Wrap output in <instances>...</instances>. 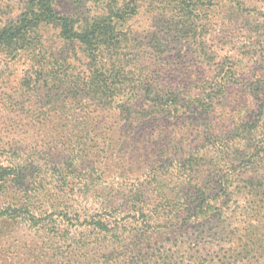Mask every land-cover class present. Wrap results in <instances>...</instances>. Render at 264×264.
Segmentation results:
<instances>
[{"label":"trees","instance_id":"16d2710c","mask_svg":"<svg viewBox=\"0 0 264 264\" xmlns=\"http://www.w3.org/2000/svg\"><path fill=\"white\" fill-rule=\"evenodd\" d=\"M83 1L70 0L75 10ZM88 1L100 13L80 24L58 14L56 0L16 8L13 0L15 17H0V53L30 57L47 97L67 93L78 106L61 112L72 122L66 161L74 169L61 182L77 189L29 192L22 166H0V196L24 194L0 210V227L42 233L46 251L29 264H264V61L247 79L240 60L219 59L208 45V0ZM143 13L154 27H125ZM49 28L63 50L43 45ZM139 38L142 56L131 53ZM103 114L124 125L109 122L101 133ZM85 163L94 170L81 172ZM75 190L96 207L71 205ZM37 197L51 213L36 214ZM191 230L200 236L179 243ZM202 236L212 242L195 245Z\"/></svg>","mask_w":264,"mask_h":264},{"label":"rangeland","instance_id":"374dc122","mask_svg":"<svg viewBox=\"0 0 264 264\" xmlns=\"http://www.w3.org/2000/svg\"><path fill=\"white\" fill-rule=\"evenodd\" d=\"M13 3V0H0L2 19L15 17L16 10L12 12ZM15 4L14 8L18 7L19 0ZM81 4L83 8L75 10L70 0H56L55 11L60 15L73 17L79 24L81 20L92 19L100 13L92 7L93 5L88 0ZM203 5L205 14L213 27L208 38L209 47L219 55V59L234 57L240 60V71L243 77L249 79L254 72L260 75L258 70L256 72L252 68H259L260 62L264 61V58H260V56L264 57V31L259 35L252 34L246 31V27H264V0H208ZM8 6L11 9H8ZM125 27H132L137 33H141L154 27V24L151 17L143 13L128 22ZM57 34L56 30L50 28L44 31L43 45L47 49L63 50ZM138 40V46H131V53L142 56V49L146 44L140 38ZM32 66L31 58L24 54L11 58L0 53V166H22L29 178L26 183L29 192L45 187L51 189V194L54 192L56 196L61 197L64 189H77L73 187L74 184L67 187L61 182V173H68L72 176L71 173L74 170L69 168L68 161H66L70 148L68 128L72 122L68 118L63 119L61 112L65 110V115H73L77 112L78 106L66 98L67 93H61L58 98L57 96L48 98L44 87L36 83L31 73ZM235 105L233 104L232 108H235ZM102 116L98 122L101 133L109 122L112 124L117 121L124 125L125 117L117 119V114H115L116 118L113 115L103 114ZM103 137L105 136L95 138L96 141L98 140L96 145H99L101 149L99 139ZM89 144L93 145L91 142ZM133 162L140 163L135 160ZM79 170L92 172L94 169L91 168V163H85ZM109 173L110 171L106 172V174ZM133 175L138 174L133 173ZM103 181L104 183L112 182V179ZM131 184L132 182L126 183L125 186ZM75 192L78 193L77 190ZM76 194L70 196L71 205L77 207L79 204L80 209L96 207L91 204V200L88 201L80 194ZM23 198L22 192L11 189L0 196V210L19 205ZM46 200V197L35 198L34 211L36 214L51 213L52 210L46 204ZM81 214L85 213L81 212ZM59 221L61 222L60 228L66 225L64 220ZM191 235L194 240L196 236H200V233L193 230L184 232V234L179 233L178 242L183 243ZM166 239L173 240L174 238L168 236ZM200 239L195 245L205 246V243L212 242L207 236H202ZM44 241L45 238L37 228H31L25 223L12 225L10 222L8 226L3 224L0 227V264H29L34 256L42 260L43 253L46 251L43 246ZM33 250H35L34 253Z\"/></svg>","mask_w":264,"mask_h":264}]
</instances>
